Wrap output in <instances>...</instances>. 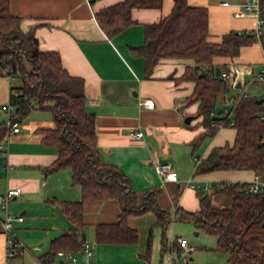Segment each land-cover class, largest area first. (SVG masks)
<instances>
[{"label":"crops","instance_id":"crops-1","mask_svg":"<svg viewBox=\"0 0 264 264\" xmlns=\"http://www.w3.org/2000/svg\"><path fill=\"white\" fill-rule=\"evenodd\" d=\"M121 1L10 0V9L20 17L22 30L35 34L41 50L59 52L64 68L83 79L79 90L86 95L87 110L96 116L101 160L126 176L139 202L155 191L158 204L167 211L168 222L161 225L152 209L131 214L127 223L138 231L137 241L97 242V225L118 222L121 202L117 198L87 199L83 225H77L79 229L70 228L56 213L55 206L59 204L66 214L64 203L81 199L82 187L74 181L70 167L47 171L58 157L57 147L43 140V128L55 126L52 110L33 109L21 121L20 130L7 139L9 114L0 111V130L4 125L7 127L0 139V194L9 188L21 190L6 207L0 205V218H5L7 213L23 215V220H14L13 227L26 246L8 262L7 234L0 224V264H38L63 235H76L83 242L82 247L77 250L62 247L59 250L64 254L56 252L48 264H69L72 256L76 257L75 264H178L175 250L190 251L177 240L183 235L174 236L175 223L187 222L196 227L191 221L177 219V210L198 211L202 192L212 194L214 202L217 195L224 194L217 192L223 182H250L259 174L252 169L197 171L199 162L214 147L234 143L237 128L216 122L209 124L203 115H197L200 100L187 102L196 85L194 78L188 76L192 74L194 59L161 58L148 72L145 57L136 51L145 42V25L168 15L175 0H163L160 7H134L131 11L134 22L109 35L100 25L96 12ZM223 1L188 0L190 5L208 8L209 41L221 42L232 30H255V16L235 13L247 0H228L230 5L222 4ZM213 63L220 66V75L232 88H236L237 72H242L243 87L238 88L242 93L238 95L260 97L264 92V84L256 80L264 63L260 41L243 45L235 56L216 55ZM14 81L8 75H0V104L10 101ZM253 86L255 93L250 92ZM145 99L153 100V106H144ZM230 100L222 105L223 109ZM188 115L193 116L189 123L185 121ZM211 126L216 127L213 134L207 131ZM131 128L142 131L143 135L130 134ZM158 162L170 163L178 179L164 180L156 169ZM196 230L200 234L203 229ZM85 242L93 245L91 255L85 256ZM216 247L217 242L210 249L217 250Z\"/></svg>","mask_w":264,"mask_h":264},{"label":"trees","instance_id":"trees-1","mask_svg":"<svg viewBox=\"0 0 264 264\" xmlns=\"http://www.w3.org/2000/svg\"><path fill=\"white\" fill-rule=\"evenodd\" d=\"M163 0H122L100 9L96 16L102 28L115 34L132 22L134 7H160ZM264 18V0H262ZM209 11L204 6L190 5L188 0H175L172 11L157 22L145 25V42L136 48L146 60L150 72L161 58H192V74L196 81L188 103L200 100L197 115L207 122L231 125L237 128L233 144L214 147L197 165L198 172L219 169H252L264 178V100L242 94L236 96L233 124L226 115L214 119L216 106L225 105L230 84L215 73L216 55L235 56L243 45L258 40L253 31L235 30L225 34L221 42L208 40ZM260 42L264 48V31ZM207 75L200 76L202 69ZM189 73V72H188ZM0 75L18 80L12 85L10 101L15 105L12 121L21 123L35 108L50 109L55 126L43 128V140L55 145L58 157L47 171L70 167L73 179L82 187V198L64 203L69 220L83 225V208L87 199L117 198L121 213L116 223L97 225V242L132 243L138 231L127 223L131 214L154 210L161 225L168 222L167 211L158 204L154 192H149L141 202L130 188L126 176L115 166L101 160L97 146L96 116L86 108V95L79 90L84 84L81 77L70 74L62 64L59 52L40 49L39 40L32 31H23L20 17L12 14L10 0H0ZM224 103V104H223ZM0 130V139L6 132ZM215 126L209 127L213 134ZM248 182H223L217 192L231 198V206L221 207L213 202L212 194H200L198 211L178 209L176 218L194 223L196 229L217 236L219 251L228 254L227 264H264V191L245 192ZM83 242L76 235H63L54 241L51 251L42 256L49 262L60 248L77 250ZM164 245H167L166 240Z\"/></svg>","mask_w":264,"mask_h":264},{"label":"built area","instance_id":"built-area-1","mask_svg":"<svg viewBox=\"0 0 264 264\" xmlns=\"http://www.w3.org/2000/svg\"><path fill=\"white\" fill-rule=\"evenodd\" d=\"M224 5H230V1L224 0L222 2ZM241 8L236 10V15L242 16L245 14H251L256 17L257 25L255 28V32L258 35V40L260 41V37L262 32L264 31V18L262 17V0H247L240 4ZM227 77V75H225ZM256 80L264 84V63L260 71L256 75ZM242 95V94H241ZM238 95V96H241ZM260 98L264 100V92L260 95ZM237 98L231 99L228 102V105L223 109V114H225L228 118L231 119V114L233 113V109L237 104ZM142 104L146 107L153 106V100L145 99L142 101ZM230 105H232L230 107ZM0 111H6L9 114V119L7 121V125L9 126L8 132L6 133L5 139L9 137V135L17 133L20 130V122L12 121V114L15 111V105L9 101L3 104H0ZM260 119L264 121V112L260 114ZM231 124H233V120L231 119ZM215 123V122H214ZM130 134L141 137L143 135L142 131L136 130L134 128L130 129ZM0 153H1V143H0ZM157 171L160 173L164 180H177V173L173 170L172 165L170 163H155ZM245 192H261L264 191V178L261 174H258L252 181L248 182V184L244 187ZM19 188H9L4 194H0V205L2 207H6L7 202L20 194ZM22 214H13L7 213L5 218H0V224L7 234V243H6V260L11 262L19 253H21L26 246L23 242L18 238L15 229L13 227L14 220H23ZM179 244L186 249V251H192L194 249L193 246L189 245L188 239L186 237H178ZM93 245L88 242L84 243V251L85 256L91 255L93 253ZM59 255L64 254L63 250L58 251ZM76 257L72 256L68 261L69 264H75ZM38 264H48L44 260L39 259Z\"/></svg>","mask_w":264,"mask_h":264},{"label":"rangeland","instance_id":"rangeland-1","mask_svg":"<svg viewBox=\"0 0 264 264\" xmlns=\"http://www.w3.org/2000/svg\"><path fill=\"white\" fill-rule=\"evenodd\" d=\"M249 78V77H248ZM18 82L16 79L14 83ZM264 87V85H262ZM255 86L250 88V92H254ZM263 92V91H262ZM261 92V93H262ZM242 93V89L238 88H232L230 87L229 96H233V99L236 98V96ZM258 93H256L257 95ZM232 105H230L231 107ZM36 109V108H35ZM2 114L7 115L8 113L6 111H2ZM233 117V114H231V118ZM231 198L228 195L219 194L214 198V204L221 207H229L231 206ZM175 230H174V236L176 235H183L188 240L189 243L192 245H196V247L193 249L192 252L187 253H180L177 250L176 252V258H179L178 264H187V259L189 260V264H225L227 259V254L222 251H217L214 249H210V247H215L217 238L215 235L207 233L204 230L199 231L200 234H196V229L193 227L192 224H189L187 222H179L177 221L175 223ZM155 226L152 224L151 229L154 230ZM147 235H149V230ZM93 243V241H90ZM138 243V242H137ZM187 259H186V258ZM190 257H193L192 260H190Z\"/></svg>","mask_w":264,"mask_h":264},{"label":"water","instance_id":"water-1","mask_svg":"<svg viewBox=\"0 0 264 264\" xmlns=\"http://www.w3.org/2000/svg\"><path fill=\"white\" fill-rule=\"evenodd\" d=\"M221 68H220V66H216V68H215V73H216V75L217 76H219L220 74H221ZM200 76H205V75H207V71L203 68L201 71H200V74H199ZM243 81H244V76H243V74H242V72H237V75H236V77H235V87L236 88H242L243 87ZM222 111H223V106L221 105V104H219V105H217L216 106V110H215V113H214V115H213V118L214 119H217V120H220L222 117H223V115H222ZM192 115H188L187 117H186V122L187 123H189L190 122V120L192 119ZM55 211H56V213L57 214H59L61 217H63L64 219H65V221L67 222V224H68V226L70 227V228H73V229H79V226H77V225H75V224H73L70 220H69V218L66 216V214H64V212L62 211V208H61V206L59 205V204H56V206H55ZM198 232V231H197Z\"/></svg>","mask_w":264,"mask_h":264}]
</instances>
